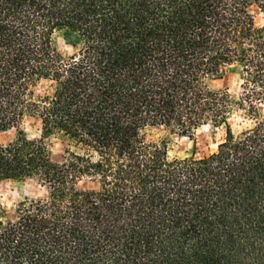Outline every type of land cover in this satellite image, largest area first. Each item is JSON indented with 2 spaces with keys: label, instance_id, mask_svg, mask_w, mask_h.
Instances as JSON below:
<instances>
[{
  "label": "trees",
  "instance_id": "1",
  "mask_svg": "<svg viewBox=\"0 0 264 264\" xmlns=\"http://www.w3.org/2000/svg\"><path fill=\"white\" fill-rule=\"evenodd\" d=\"M232 67L237 99L210 87ZM263 104L264 0H0V185L45 191L0 200V264H264ZM204 126L225 136L200 158L150 136Z\"/></svg>",
  "mask_w": 264,
  "mask_h": 264
},
{
  "label": "rangeland",
  "instance_id": "2",
  "mask_svg": "<svg viewBox=\"0 0 264 264\" xmlns=\"http://www.w3.org/2000/svg\"><path fill=\"white\" fill-rule=\"evenodd\" d=\"M257 19L261 22V16ZM73 36L69 33L60 32L55 35L56 48L63 59L70 57L75 49L72 46ZM241 73L237 68H229L222 78L210 83V87L216 91H227L234 98H238L241 92ZM48 90L46 83H41L38 93H44ZM261 114H264V104L259 106ZM230 123L234 133H238L242 128L250 124L244 111L234 110ZM20 128L29 140H42L50 151L51 159L54 162H60L64 153V141L59 137L43 136L41 133L40 122L35 118H26ZM15 135V129H10L0 134V144H7L12 141ZM151 138L156 140H166L168 142L169 158H200L211 154L217 148V145L224 139V129L204 126L197 129L191 139L179 136L165 129L153 130L150 133ZM45 194L43 188L37 185L34 180H26L21 183L3 182L0 185V200L7 208L12 207L23 198L42 197Z\"/></svg>",
  "mask_w": 264,
  "mask_h": 264
}]
</instances>
